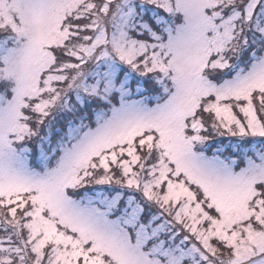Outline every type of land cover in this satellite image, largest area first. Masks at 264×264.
I'll use <instances>...</instances> for the list:
<instances>
[{
	"label": "snow or ice",
	"instance_id": "6c2138e0",
	"mask_svg": "<svg viewBox=\"0 0 264 264\" xmlns=\"http://www.w3.org/2000/svg\"><path fill=\"white\" fill-rule=\"evenodd\" d=\"M0 264H264V0H0Z\"/></svg>",
	"mask_w": 264,
	"mask_h": 264
}]
</instances>
